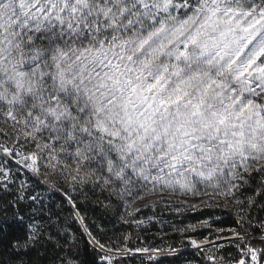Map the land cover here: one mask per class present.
I'll use <instances>...</instances> for the list:
<instances>
[{
  "label": "snow or ice",
  "instance_id": "6c2138e0",
  "mask_svg": "<svg viewBox=\"0 0 264 264\" xmlns=\"http://www.w3.org/2000/svg\"><path fill=\"white\" fill-rule=\"evenodd\" d=\"M133 261L264 264V0H0V264Z\"/></svg>",
  "mask_w": 264,
  "mask_h": 264
},
{
  "label": "trees",
  "instance_id": "16d2710c",
  "mask_svg": "<svg viewBox=\"0 0 264 264\" xmlns=\"http://www.w3.org/2000/svg\"><path fill=\"white\" fill-rule=\"evenodd\" d=\"M59 199V197H58ZM80 209L82 214L86 216L87 223L96 231V226L100 225L105 229L104 233H98L101 235L105 242H108L109 238L115 240L117 236L122 232H132L133 238L138 234L142 240L153 242L157 245L164 243L161 237L170 240H178L179 236L173 233V226L181 227L189 222L194 223L197 219L207 218L209 214L212 216H220V222L214 224V227H228L232 223V218L229 215L222 213L219 210L212 211L210 209H203L198 212H188L183 215L175 213L171 208H166L163 204L156 205L154 208L149 206L142 209L139 213L135 214L134 219H146L145 224L139 227L135 225H123L118 222V219L112 218L110 214H105L99 205H94L91 201L86 204H81ZM153 219L149 220L148 218ZM73 228H77L78 225L73 224ZM207 233L205 232V235ZM203 239V237H199ZM133 246H138L134 244ZM234 252V249L231 250ZM185 257H194L195 251L190 249L188 245L184 250ZM132 264H135L133 261Z\"/></svg>",
  "mask_w": 264,
  "mask_h": 264
},
{
  "label": "rangeland",
  "instance_id": "374dc122",
  "mask_svg": "<svg viewBox=\"0 0 264 264\" xmlns=\"http://www.w3.org/2000/svg\"><path fill=\"white\" fill-rule=\"evenodd\" d=\"M158 205H159V204H158ZM142 209H144V207H142L141 210H142ZM140 220H144V221L146 222V219H140ZM143 224H145V223H143ZM141 225H142V224H141ZM190 249H192L191 246H190ZM192 250H193V249H192Z\"/></svg>",
  "mask_w": 264,
  "mask_h": 264
}]
</instances>
